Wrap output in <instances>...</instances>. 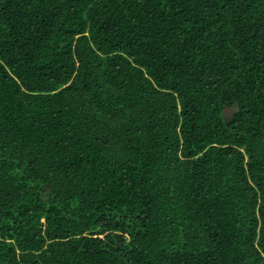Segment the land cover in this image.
Here are the masks:
<instances>
[{"label":"trees","instance_id":"trees-1","mask_svg":"<svg viewBox=\"0 0 264 264\" xmlns=\"http://www.w3.org/2000/svg\"><path fill=\"white\" fill-rule=\"evenodd\" d=\"M0 264H264V0H0Z\"/></svg>","mask_w":264,"mask_h":264},{"label":"water","instance_id":"water-1","mask_svg":"<svg viewBox=\"0 0 264 264\" xmlns=\"http://www.w3.org/2000/svg\"><path fill=\"white\" fill-rule=\"evenodd\" d=\"M228 112H230L229 109L225 110V117L228 116ZM232 115H233V113H232Z\"/></svg>","mask_w":264,"mask_h":264},{"label":"rangeland","instance_id":"rangeland-1","mask_svg":"<svg viewBox=\"0 0 264 264\" xmlns=\"http://www.w3.org/2000/svg\"><path fill=\"white\" fill-rule=\"evenodd\" d=\"M228 117H232V112H228Z\"/></svg>","mask_w":264,"mask_h":264}]
</instances>
